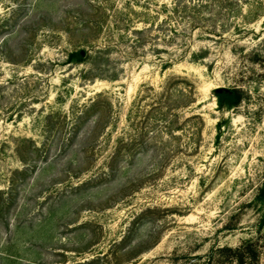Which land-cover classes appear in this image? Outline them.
<instances>
[{
	"label": "rangeland",
	"instance_id": "obj_1",
	"mask_svg": "<svg viewBox=\"0 0 264 264\" xmlns=\"http://www.w3.org/2000/svg\"><path fill=\"white\" fill-rule=\"evenodd\" d=\"M174 1L0 0V264H264V0Z\"/></svg>",
	"mask_w": 264,
	"mask_h": 264
},
{
	"label": "trees",
	"instance_id": "obj_2",
	"mask_svg": "<svg viewBox=\"0 0 264 264\" xmlns=\"http://www.w3.org/2000/svg\"><path fill=\"white\" fill-rule=\"evenodd\" d=\"M189 2L190 0H187V3ZM187 7L188 6L186 5V3L183 2V0H176L174 1V5L171 10H169L166 6H164V9L168 10L173 16L178 15V18L184 19L190 24L197 22L198 17L196 16V14L194 15L191 14L186 16L185 12ZM167 18L170 19L173 17L169 16ZM176 30L177 28L174 27L172 29L168 28V31L173 34L174 33L176 34ZM86 55L87 52L84 50L72 51L71 53L68 54V61L81 63L83 62V60H85ZM214 96L219 108L231 109L237 106L241 102L243 98V91L237 87L219 88L214 91ZM257 199L259 201L264 200V184L262 185V187L259 190V193L257 194ZM260 226H264V213L261 217ZM226 250H228L231 253V258L233 260L232 264H245L247 260H249L251 264H256L258 254L255 248L253 247L252 240H246L240 246L234 249L226 248Z\"/></svg>",
	"mask_w": 264,
	"mask_h": 264
}]
</instances>
